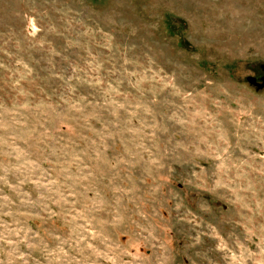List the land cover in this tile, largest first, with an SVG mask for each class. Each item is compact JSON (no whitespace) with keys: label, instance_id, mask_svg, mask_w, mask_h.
<instances>
[{"label":"rangeland","instance_id":"374dc122","mask_svg":"<svg viewBox=\"0 0 264 264\" xmlns=\"http://www.w3.org/2000/svg\"><path fill=\"white\" fill-rule=\"evenodd\" d=\"M0 264H264V0H0Z\"/></svg>","mask_w":264,"mask_h":264}]
</instances>
